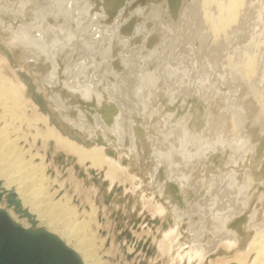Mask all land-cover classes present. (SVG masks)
<instances>
[{
	"label": "rangeland",
	"instance_id": "374dc122",
	"mask_svg": "<svg viewBox=\"0 0 264 264\" xmlns=\"http://www.w3.org/2000/svg\"><path fill=\"white\" fill-rule=\"evenodd\" d=\"M88 1L0 0V13L8 16V23H14V26L31 23V31H33L26 38L25 44L14 42L13 44L9 38L2 36L6 28L0 25L1 70L16 82L23 83L29 108L27 113L22 110L21 112L15 109L13 102L9 100V107L14 108L12 110L15 111L13 113L10 109L11 111L4 112L10 130H15L17 127L19 134L24 133L30 137L37 128L44 131V126L38 124V127H34L27 118L34 121L37 117L47 116L51 125L63 131L66 136L72 138L73 135H77L85 143L74 140L89 147L93 144H103L108 156L116 160L120 158L122 166H130V170H126L125 174L111 181L105 176L106 169L92 168L95 169V176L86 171L89 165L78 163L76 157H72L63 147L54 145L51 140L47 141L39 137L35 143H32L28 137V141L20 142L24 149L31 146L34 152L45 154L44 163H48L47 174L52 180L56 179L51 189H58L62 183L63 189L59 193L71 196L72 204L78 208L81 219L89 218L83 210L88 211L90 201H93L97 213L91 228L95 235L96 253L103 264H174L175 255H171V252L164 253L157 248L158 246L150 251L149 244H156L154 238L158 239L163 231L172 229L177 222L182 225L180 232H185V223L188 222L189 232H186L189 233L190 238L201 242L199 239L203 233L201 231L203 219L202 214L199 213L204 212L206 203L209 202V189L221 186L220 196L232 200L238 192L237 197L241 199L244 196L237 190L242 183L248 186L258 184L244 212L235 215L234 219L230 220L231 223L229 222L232 225L229 228L239 230L238 245L229 247L225 242H221L209 251L207 260L190 261V264H222L228 260L230 261L228 264L233 263L231 262L235 259L233 256L247 250L250 239L255 233L253 227L259 220L250 224L251 220L259 215L263 217L264 214V104L262 111L259 101L260 97L264 99V0H243L237 20L226 32L221 31L219 34L214 33L212 29L219 13V4H228L231 0H215L213 3L207 0H121L115 13L111 15V20L107 13L101 14V19L106 15L102 19L106 22L99 21L100 16L96 17L89 13L92 11L93 2ZM20 3L25 4V9L18 12L13 6ZM85 5L89 6L90 11ZM129 6L133 7L129 8ZM35 15L36 19L33 17ZM8 44H12L13 48L19 47L22 52L25 45L30 48L32 46L40 56L41 60L39 59L38 62L42 64L51 62L52 66L60 69L58 68L55 73L53 67L51 68L53 71L51 69L48 71V67H41L47 70L39 80L41 73L34 71V65L32 66L30 62V65L22 63L19 53L13 52L15 49L9 50ZM7 51L12 54L14 62L8 57ZM31 54L33 57H23L32 63L36 62L37 55ZM108 54L111 55V62L108 60L110 56ZM244 55H256V61L258 60L256 74L249 80L238 72ZM43 60L46 62H42ZM114 60L117 61V67L113 63ZM77 67L80 68V73L79 76L74 77ZM112 67L123 77L124 84L118 81L119 76L113 73ZM18 68L26 71L37 84V88L42 87L38 90L47 99L48 107L53 111L59 124L34 101L25 82L17 74ZM74 68L76 72L72 70ZM142 71L149 72L151 75L149 79H152L148 81L153 82L148 112L139 106L131 105L132 88ZM91 74L94 75L93 78L90 77ZM114 80L118 83L117 90L112 87ZM73 83L77 86L82 84L79 86L80 89L91 85L93 92L90 98H84L79 90L73 91V95L78 98L73 95L67 97L66 93L71 91L70 85ZM54 92L55 94L60 92L65 101L70 98L75 99L71 118L81 114V122L99 130V135L89 137L79 126H74L61 118L58 109L50 106ZM112 94L118 98L125 97L124 102L119 103V99L112 97ZM0 111L3 112L1 109ZM122 111L127 116L128 123L131 122L136 130L147 136V141H151L149 142L152 149L157 145L162 147V151H165L164 147L167 148V145L177 147L181 141L180 132L186 125L190 139L193 138L191 139L193 142L190 141L194 143L191 147L196 146V150L191 148L195 151L194 154L193 151L188 150L192 156L187 158L189 156H178L175 152L176 155L173 153L172 157L176 161L172 160L171 165L164 157L159 156L160 154L155 155L160 168L146 157L144 161L149 165H134L133 158H130L132 147L129 143L128 149L125 147V153L122 146L120 147L121 144H105L107 142L102 137V126L110 125L112 117ZM20 112L27 115V118L23 117L20 121V118H17L18 115H22ZM14 114L17 116H13ZM234 116L239 122L237 129L233 126ZM1 121L0 126L3 123ZM69 126L76 131L72 132ZM99 137L101 142L98 141ZM86 139L91 143L87 144ZM154 170L153 179L151 172ZM161 170L164 171L163 179L160 180ZM151 179L155 182L160 181L161 188L159 186L160 190L157 192L149 184V182L154 183ZM167 180L178 187L177 191L181 199L176 200L169 192ZM234 184L239 186L235 187ZM161 189L166 193L165 196L170 198L167 199L169 203H166L165 197L160 196ZM232 193L236 195L233 196ZM157 205L165 209L164 217L156 212ZM2 206L5 210L9 209L6 202H3ZM185 212L186 214H183ZM175 216L182 221L176 222ZM153 219L158 221L160 219V222ZM221 231L222 229L218 233H222ZM179 236L182 237V234ZM212 237L207 242L202 240V245L206 243V246H203L206 249L203 248L202 251L213 248L212 244L216 236L213 234ZM133 239L136 242L148 240L149 243L144 247L133 246ZM196 242L193 241L195 248L199 244ZM184 260L185 264H189L188 258Z\"/></svg>",
	"mask_w": 264,
	"mask_h": 264
},
{
	"label": "bare ground",
	"instance_id": "6f19581e",
	"mask_svg": "<svg viewBox=\"0 0 264 264\" xmlns=\"http://www.w3.org/2000/svg\"><path fill=\"white\" fill-rule=\"evenodd\" d=\"M214 1L215 0H207V2H209V3H213ZM88 2H87V4L93 2L92 3L93 5L89 4V5H92L91 6L92 11L89 10V6L85 5L86 7H88V11H90L89 13L93 14V16H96V17L100 16L99 21H104L102 19L106 15H104V16L102 15L103 18L101 19V14L107 13L108 18L110 19V17H112L111 15L113 13H115L117 6L120 5L119 3L121 2V0H93V1L90 0V2L89 3ZM242 3H243V0H231V1H229L228 4H221V3L219 4V13H218L217 18L214 20L213 25H212V29H213L214 33L219 34L221 31L222 32L227 31L229 26L235 20H237V18L239 16V12H240V7L242 6ZM24 5L25 4L20 3L16 6H13V8H14V10L17 9L19 12V11H22L21 9L24 8ZM130 7L131 6H129V8ZM13 8H12V10H13ZM123 10H125V9H123ZM125 12L127 13L128 10H125ZM126 13H124V14H126ZM91 14H90V16H91ZM10 15H11V13H10ZM14 15H15V13H14ZM33 17L35 18L36 15ZM73 17H74V15H73ZM105 18H107V17H105ZM42 19H43V17H42ZM44 20L45 19H43V21ZM8 21H9L8 16H5L4 14L0 13V25H1V27L6 28V29H4L5 32L2 33L4 35H2V34L1 35L6 39L9 38L11 43L14 42V43H19V44H21V43L25 44L26 38L30 34H32V32H33V31H31V28H32L31 23H28V24L21 23V26L20 25L14 26L15 25L14 23L9 22L10 23L9 24ZM40 21H42V20H40ZM95 21H97V19ZM42 22H40V23L42 24ZM104 22H106V21H104ZM125 22H126V20H125ZM34 23H36V22H34ZM93 23H94V21H93ZM97 23H98V21H97ZM38 24H39V22H38ZM122 25H123V23H122ZM118 27H119V25H118ZM95 31H96V29H95ZM8 46L10 47L9 50L15 49V48H13L14 46L12 44H10V45L8 44ZM23 50H24L23 51L24 56H26V57H28V56L31 57L32 56L31 53L36 54V51L32 48V46L30 48L28 45H25V48ZM38 51H40V50H38ZM254 54H256V53H254ZM36 55H37L36 62L33 60L34 62L33 63L30 62V63L32 64V66L34 65V71H36V72L38 71L39 73H41V75H39L40 78L38 77L39 80L41 79L42 74L44 72H46V70H47V69L43 70L42 69L43 67H48V71H49V69H51L53 67L52 69L55 70L54 71L55 73L58 71L57 69L59 67H57V69H56V67L54 65L52 66L51 62L48 63L44 60L42 62H46V64H42V63H40V61L38 62V60L40 59V56H39V54H36ZM108 55H110V54H108ZM112 56H114V55H112ZM255 56L244 55L242 61H240L241 62L240 68H239L240 71H238V72L239 73L241 72L242 76H244L248 80L251 79L256 74V71L258 68L257 67V61L258 60L256 61ZM108 60H109V62H111V60H112L111 55L108 56ZM114 61L115 62H113V63L116 65L117 61L116 60H114ZM30 63H29V65H30ZM102 63H104V62H101V64ZM55 64H57V62ZM59 64H60V62H59ZM82 65L85 66V64H83V63H82ZM58 66H60V65H58ZM78 66L80 68L82 67L81 65H78ZM112 66L114 67V65H112ZM74 67H76V66H74ZM113 67H112L113 73H115L116 76H119L118 81L122 82L123 77H121L120 74H117V72H115V70H114V68H116L117 65H116V67H114V68ZM79 69L77 67V69H76L77 72L75 71V68L72 69L73 71L76 72V74L74 72V74H75L74 77L79 76V73H80ZM143 72L144 71L140 72V75L137 77V81L133 85L134 86V88H132L133 89L132 90L133 102L131 105H132V107H138L139 106L145 112H148V109L150 107L149 106L150 101H151L150 97H151V93H152V92H150L151 85H152L151 83H153V82L150 83V81H148V79L151 76L150 73L146 72V71L144 73ZM4 73L5 72H3V70H1V66H0V109L3 110V112L0 111V120H2L1 122H3L2 125L0 126V191L3 194L2 199H0V209L5 210L2 206V204H3V202L7 203L6 195L10 191L14 192L17 200L21 204L22 209L26 210V212L20 213V212L16 211L14 205H8L9 209H7L5 211L9 214V216L17 224H20L21 226H23L26 229H31V230L43 229V230H45L51 234H54L60 240H62L69 248H71L73 251H75V253L80 257L83 264H103V262L99 258V255H97V253H96V251H97L96 246L97 245H95V235L92 232V228H91L92 227L91 226L92 221L95 218L96 213H97V207L95 206L93 201H90L88 211L85 209L83 210L84 213L87 214V216L89 218L84 217L81 219L78 208L72 204L71 196H68L66 193H62V194L59 193L60 190L63 189L62 188L63 184L61 183L59 185V188L56 190L51 189L52 184L54 185L56 183V179L52 180L50 178V176L47 174L48 163H44V160L46 158L45 154L44 153L40 154L39 152H36V151L34 152L33 147H31V146H28V148L25 147L26 149H24V146L20 145V142L21 141L26 142L30 138L31 142L35 143L39 137H41L42 139H45L47 141L51 140L52 143H54V145L56 144L58 146L63 147L72 155V157H76L78 163H80L82 165H89L86 168V171L91 172V173H93V171H94L95 176H96L95 169L93 170L92 168L106 169L105 170V176L110 178L111 181H115L116 179H118L120 177V175L125 174L126 170H130V166L129 165L128 166H122L120 158L118 160H116V159L108 156L107 150L103 147V144H101V145H99V144L94 145L93 144V146L89 147V146H85L84 144L78 143L75 141V140H78L79 142L85 143V141H83L79 136H77L78 138H76L75 136L74 137L72 136V138L69 136H66L65 134L62 133L63 131L61 132L60 129H57L54 125H51L47 116L37 117L34 119V121H32L31 118H27L26 117L27 115L25 116L21 113L22 111L24 113H27V110L29 109L27 106V99L25 98L26 94L24 91V87L22 85L23 83L21 84L19 82H16L13 78H11L9 75H7V73L6 74H4ZM47 74H48V72H47ZM50 74H51V71H50ZM36 77H37V75H36ZM90 77L93 78L94 75L91 74ZM88 78H89V76H88ZM88 78H86V79L88 80ZM119 78H120V80H119ZM151 79H149V80H151ZM44 80H45V78H44ZM91 81H93V80H91ZM153 81H156V80H153ZM83 82H85V81H83ZM81 85L77 86L76 83L71 84L70 88H71L72 92L71 91L67 92L66 96L70 97L71 95H73V91L79 90L80 93L84 96V98H90L91 93L93 92L92 86L87 85V88L85 87L84 89H80L79 86H81ZM85 86H86V84H85ZM54 87H55V85H54ZM112 87L117 90L118 83L116 80L113 81ZM41 88L39 86L38 89L41 90ZM112 89H110V90H112ZM117 95H120V94H117ZM62 96L63 95H61L60 92H58L56 94L54 92V95L51 96L53 101L51 100V103H50V105H52V107L58 109L59 114L61 113V118L66 119L67 121L72 123L74 126H79L82 129V131L84 130V134L89 136V137H95V136L99 135V132H100L99 130H97L96 128H93L92 126H86V125H84L83 122H81V120H82L80 117L81 114H79L78 117H74V118L72 117L71 118V111L73 108L72 105L74 104L75 99L70 98V100L65 101ZM113 96L114 95L112 94V97ZM73 97L78 98V96H76V95H73ZM114 97H116V96H114ZM116 98L119 99V103H121V101L125 100V97L124 98L116 97ZM9 100L11 102H13L15 109H19L20 111L22 110L20 112L22 115H18V117H17V118H20V121L23 117L27 118V121H29V122L31 121L30 124L34 125V127H38V124L43 125L44 131H41L40 129L37 128L36 131L34 133H31V136L29 137L28 135H26L24 133L22 135L19 134L18 129L16 130L17 127L15 128V130H10L9 123H8V121H6V114L4 113L6 110L14 109V108L9 107V105H8ZM76 101H77V99H76ZM259 101L262 105V111H263L264 99L262 97H260ZM46 104L49 105L47 103V101H46ZM77 108L80 109V107H78V106H77ZM12 112L15 113L14 110H12ZM13 116H15V114ZM234 119H235V116H234ZM127 120L128 119H127V116L125 115V113L123 111L119 112L117 115L112 117V123H110V125L102 126V129H103V134H102L103 136L102 137L107 142L105 144H113V145L114 144H116V145L121 144L120 147L122 146V148L124 150L126 149L125 147H127V149H128V147L131 146L132 150L130 152H132V153H131V157L130 156L129 157L133 158V160H132L133 164L136 166H140V165L146 166L148 164L147 162L144 161V157H146L147 160L151 159L152 164H155L157 168H160L156 162L157 159H156L155 155L158 156L160 154L159 156L164 157L165 161L167 160V162L171 165L172 160L173 161L175 160L174 157H172V155L174 156L175 152H177L178 156L184 155V157L189 156L187 158H190V156H192V154L188 153V150H189V152H190V150H191V152L193 150H196V148H195L196 146L194 148L191 147V145L193 146V144H194V143H190V141H192L191 139H193V138L191 137V139H190V133H189L186 125H185V127H183V129H182V127H180L182 129V132H180V133H182V134H180L181 135L180 136L181 141H179V143L177 144L178 146L175 147V145H167V148L164 147L165 151H162V147L160 145L158 146L157 144H156L157 145L156 148L153 147L155 150L152 149V147L150 145L151 141L150 140L147 141V138H146L147 136L143 132H141L140 130H136V127L131 122L128 123L129 120L128 121ZM238 123H239L238 119H235L234 125H233L234 129H237V127L239 126ZM193 137H195V136H193ZM155 141H157V140H155ZM86 143L90 144L91 142L90 143L86 142ZM128 143H129V146H128ZM168 144H170V143H168ZM152 146H155V145H152ZM123 149H121V150H123ZM124 152L126 153V150ZM194 152L195 151H193V154H194ZM127 153H128V151H127ZM119 155H120V153H119ZM134 165H132V166H134ZM155 170H156V168H155ZM155 170L153 172H151L152 173L151 175H153L152 176L153 179L155 176V174H154ZM163 171L161 170V174L159 173L160 174V176H159L160 180L163 179V174H162ZM133 176H132V178H133ZM189 176H191V175H189ZM153 179H151V180L154 181ZM163 181L165 183V179ZM159 182H160L159 180H158V182H155V181H154V183L152 182L153 184H151L149 182L150 186L153 187L154 189H156V192H157V190H160L159 186L161 184L159 185ZM155 183H157V184H155ZM166 184H167V189L174 196V198L176 200L181 199V196L178 194V191H177V190H179V189H177L178 187H175L168 180L166 181ZM211 184H209V185H211ZM224 184H226V183H224ZM237 184H239V183H237ZM235 185L236 184H234V186ZM256 185L258 186V184H251L250 186H248V184L244 185L243 183L240 186L236 185L235 187L239 186V188L237 190H239L244 196H242L240 199L239 197H237V195H239L238 194L239 192L236 193L237 191H235V193L237 195L235 194L236 197L232 198V200H231V198L227 199L226 197H228V196L225 197L226 199H224L222 196H220L219 193H220V191H222L221 186H218V187L212 186L213 188L214 187L215 188L212 190L209 189V194H210L209 202L206 203L205 208L203 206V208L205 209L204 212L202 213L200 211L201 213H199V215L202 214L201 216L203 219L202 226H201L202 227L201 231L203 233H202V237L199 236V237H201V239H199V240H201V242H203L202 240H205L206 242H207V240L210 241L209 239L214 234V236H216V238H214L215 240L212 244L213 248H211V249L207 248V251H202L201 249H203V248L206 249V247H203L204 245L206 246V243L204 245H202V243L200 241L196 242V239L194 240V239L190 238L189 233L186 232V231L189 232L188 222L185 223L186 231L185 232L182 231L183 233L180 232L182 225H179L177 220H179V221H182V220H180L179 218H177L175 216L176 222H177L176 226L173 227L172 229L163 231L161 233V235L159 234L160 237L158 239L154 238V242H156V244H154V245L149 244L150 251H153L155 249V247L158 246L157 248L160 249L161 251H163L164 253H168V252L170 253L171 252L172 253L171 255H175L174 264H185V262H184L185 258H188L189 264H190V261H193L194 259H197L200 261L207 260V258H208L207 255H208L209 251L213 250L214 247L218 243L225 242L229 247L237 246L239 243V239H240L238 237V232H237L239 230L238 229L233 230V229L229 228V226H232V225H230V223H231L230 220L235 215L240 214L242 211L244 212V209L249 205L248 202L250 200L251 194H253L252 192H254L253 191L254 188H256ZM160 188H161V186H160ZM204 188H206V187H204ZM160 194H161L160 196L166 198V201H167V199L170 200V198H167V196H165L166 193H164L162 191V189L160 191ZM235 195L233 194V196H235ZM182 197H183V195H182ZM203 201L205 202L206 200H203ZM216 201H217V204H216ZM169 202L167 201L166 203H169ZM172 202H173V200H172ZM214 202H215V204H214ZM199 207L197 208L198 210H199ZM164 210L165 209L161 205H157V211L156 212L161 214V216L163 215L162 217H164ZM176 212H177V210H176ZM183 214H186V212ZM259 216L256 219L251 220L252 222H250V224H251V223H254L257 220H259V222L253 227L255 229V233H254L252 238L250 237L251 239H250V242L248 244L247 250L240 253V255L236 254L237 256L236 255H235V257L233 256V258H235V259H233V261H231V262H233L231 264H234L235 262H236V264H264V214H263V217L262 216L259 217ZM19 217H21V219H19ZM190 220H192V219H190ZM153 221L157 222L158 219H153ZM158 222H160V219ZM159 225H161V224H159ZM197 226H199V225H197ZM162 227H164V226H162ZM196 228L200 231V229L198 227H196ZM221 229H222V231H221L222 233H218V231ZM190 230H191V228H190ZM181 234H182V237L179 236ZM197 237H195V238H197ZM133 241H134L133 246L139 245V246L144 247L149 243L148 240H147V242L146 241L136 242L133 239ZM193 241H195L196 243H199L196 248H195ZM133 246H131V249H133ZM239 248H241V247H239ZM228 262H230V261L228 260L222 264H228ZM186 263H188V262H186Z\"/></svg>",
	"mask_w": 264,
	"mask_h": 264
},
{
	"label": "water",
	"instance_id": "95a60500",
	"mask_svg": "<svg viewBox=\"0 0 264 264\" xmlns=\"http://www.w3.org/2000/svg\"><path fill=\"white\" fill-rule=\"evenodd\" d=\"M16 51L19 53L22 63L31 62L23 57L24 53L19 47L15 48L13 52ZM7 55L14 62L12 54L7 51ZM16 71L26 83L27 90L31 92L34 101L44 112H48L56 120L53 111L46 104V98L38 91L37 84L33 82V79L23 69L18 68ZM57 124L59 123L57 122ZM68 128L72 132L76 131L71 126ZM75 137L78 138L77 135ZM100 140L99 137L98 141L101 142ZM86 142L90 143V140L86 139ZM2 196L0 191V199ZM6 200L8 205H14L16 211L26 212L22 209L14 192L10 191L6 195ZM0 264H83V262L75 251L54 234L43 229H26L17 224L5 210L0 209Z\"/></svg>",
	"mask_w": 264,
	"mask_h": 264
}]
</instances>
